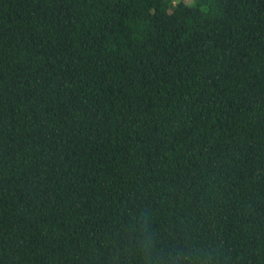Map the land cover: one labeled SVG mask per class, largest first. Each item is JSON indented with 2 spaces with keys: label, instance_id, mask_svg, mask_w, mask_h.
Listing matches in <instances>:
<instances>
[{
  "label": "trees",
  "instance_id": "trees-1",
  "mask_svg": "<svg viewBox=\"0 0 264 264\" xmlns=\"http://www.w3.org/2000/svg\"><path fill=\"white\" fill-rule=\"evenodd\" d=\"M0 264H264V0H0Z\"/></svg>",
  "mask_w": 264,
  "mask_h": 264
},
{
  "label": "rangeland",
  "instance_id": "rangeland-1",
  "mask_svg": "<svg viewBox=\"0 0 264 264\" xmlns=\"http://www.w3.org/2000/svg\"><path fill=\"white\" fill-rule=\"evenodd\" d=\"M187 2H188L189 4H193V3H194V0H187Z\"/></svg>",
  "mask_w": 264,
  "mask_h": 264
}]
</instances>
